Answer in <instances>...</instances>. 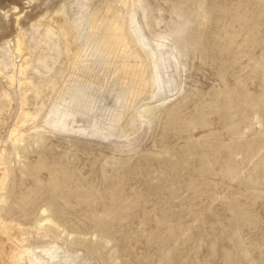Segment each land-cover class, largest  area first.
Segmentation results:
<instances>
[{
	"label": "rangeland",
	"instance_id": "1",
	"mask_svg": "<svg viewBox=\"0 0 264 264\" xmlns=\"http://www.w3.org/2000/svg\"><path fill=\"white\" fill-rule=\"evenodd\" d=\"M0 168L24 264H264V0H0Z\"/></svg>",
	"mask_w": 264,
	"mask_h": 264
},
{
	"label": "bare ground",
	"instance_id": "2",
	"mask_svg": "<svg viewBox=\"0 0 264 264\" xmlns=\"http://www.w3.org/2000/svg\"><path fill=\"white\" fill-rule=\"evenodd\" d=\"M18 44H19V46H18L19 52L23 51L24 44L22 42H20ZM27 69H28V66L21 65V67H20L21 79H22L23 82L24 81L25 82L26 81L32 82L31 79L26 77ZM13 77L14 76H11L10 79H13ZM40 94H41V89H40V86L37 85L36 90H35V98L39 97ZM32 97L33 96H31V98ZM20 122H23V120H21ZM5 178H6L5 172H3V170H0V182H1V184L4 183ZM46 210L47 209H44V212ZM44 220L51 221L52 220L51 215L47 216V218L44 219ZM57 224H55V225L58 226ZM20 228H19V226L17 224H15V225H12V228L9 229L6 232H5V229H4V231L2 229H0V264H24L22 259H23L25 251L24 250L21 251L19 249V245L17 244L18 242H22L23 241V239H22V237L20 235ZM14 240L17 241V242H14ZM32 257L33 256L30 257V261L34 262L35 260ZM35 259L37 260V257H35Z\"/></svg>",
	"mask_w": 264,
	"mask_h": 264
}]
</instances>
